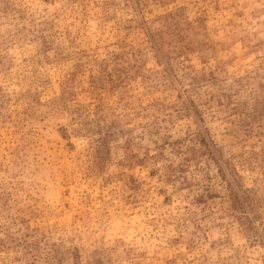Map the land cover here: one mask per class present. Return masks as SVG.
Wrapping results in <instances>:
<instances>
[{
  "label": "rangeland",
  "instance_id": "obj_1",
  "mask_svg": "<svg viewBox=\"0 0 264 264\" xmlns=\"http://www.w3.org/2000/svg\"><path fill=\"white\" fill-rule=\"evenodd\" d=\"M0 264H264V0H0Z\"/></svg>",
  "mask_w": 264,
  "mask_h": 264
},
{
  "label": "trees",
  "instance_id": "obj_2",
  "mask_svg": "<svg viewBox=\"0 0 264 264\" xmlns=\"http://www.w3.org/2000/svg\"><path fill=\"white\" fill-rule=\"evenodd\" d=\"M245 212H247V211H245Z\"/></svg>",
  "mask_w": 264,
  "mask_h": 264
}]
</instances>
